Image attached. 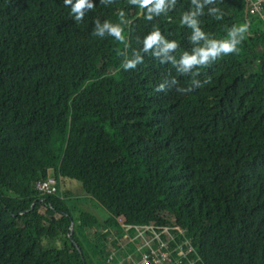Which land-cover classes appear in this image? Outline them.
Listing matches in <instances>:
<instances>
[{"label": "trees", "instance_id": "obj_1", "mask_svg": "<svg viewBox=\"0 0 264 264\" xmlns=\"http://www.w3.org/2000/svg\"><path fill=\"white\" fill-rule=\"evenodd\" d=\"M90 3L77 21L64 0H0V264H106L116 217L181 228L194 264H264V21L245 0H166L151 21L129 0ZM198 5L209 39L250 27L238 54L183 73L204 41L180 19ZM106 22L123 43L93 35ZM156 28L178 47L144 51Z\"/></svg>", "mask_w": 264, "mask_h": 264}, {"label": "clouds", "instance_id": "obj_2", "mask_svg": "<svg viewBox=\"0 0 264 264\" xmlns=\"http://www.w3.org/2000/svg\"><path fill=\"white\" fill-rule=\"evenodd\" d=\"M103 2V0H101ZM213 0H205V3H212ZM130 4L139 5V8L144 15V18L148 21L154 19L155 16H159L162 12L166 11V0H129ZM193 4H198V0H192ZM65 7L71 5L70 15H74L77 21H80L84 15V9L94 8V5L90 3V0H64ZM147 10V15L144 14V10ZM203 14V5H198V8L192 12L183 13L180 24L181 26H187L193 31L191 37L193 42L203 40L204 44L193 50L191 54L185 52L182 55L179 63L181 64V71L187 73L193 67H207L213 61L217 60L221 56L231 55L233 53H239L238 45L242 43L245 39V34L249 30V23L245 21L242 24H234L228 30V38L224 39H209L208 34L201 28L200 20L198 16ZM209 14L216 20H222L224 18V13L219 9L213 8L209 10ZM121 17L124 15L123 11L120 13ZM105 32L108 33L110 37H114L117 41L123 43L125 41V36L123 34L124 28L119 23L106 22L103 27H100L97 23V30L93 35L104 36ZM144 51L152 49L153 46L164 44L163 51L165 53L175 50L178 47L176 41L168 42L165 40L159 28L150 32L144 38ZM159 54V53H157ZM137 60H126L123 62V69L128 71L134 68Z\"/></svg>", "mask_w": 264, "mask_h": 264}, {"label": "built area", "instance_id": "obj_3", "mask_svg": "<svg viewBox=\"0 0 264 264\" xmlns=\"http://www.w3.org/2000/svg\"><path fill=\"white\" fill-rule=\"evenodd\" d=\"M247 12L264 21V0H245ZM41 194L56 192V179L37 182ZM118 228L105 227L103 244L110 245L106 264H194V250L184 230L177 226L132 225L116 217Z\"/></svg>", "mask_w": 264, "mask_h": 264}, {"label": "rangeland", "instance_id": "obj_4", "mask_svg": "<svg viewBox=\"0 0 264 264\" xmlns=\"http://www.w3.org/2000/svg\"><path fill=\"white\" fill-rule=\"evenodd\" d=\"M106 65V63H105ZM107 69L108 70H112L111 67L107 66ZM59 190L61 192H68L69 195L75 197V196H80V197H83V191L80 187V184L77 180L75 179H66V178H63L61 181H60V184H59ZM91 202L92 204H89L88 207H85L86 209L92 211L93 213H95L96 215L98 216H102L103 213L101 212L102 210L105 211V208L99 204L98 202L94 201L93 199H91Z\"/></svg>", "mask_w": 264, "mask_h": 264}, {"label": "crops", "instance_id": "obj_5", "mask_svg": "<svg viewBox=\"0 0 264 264\" xmlns=\"http://www.w3.org/2000/svg\"><path fill=\"white\" fill-rule=\"evenodd\" d=\"M89 204H92V202H91V198H89L88 201L85 202L83 205L86 206V207H88ZM92 205H93V204H92ZM101 212L103 213L102 216H106V215H107V212H106V211H103V210H102Z\"/></svg>", "mask_w": 264, "mask_h": 264}]
</instances>
